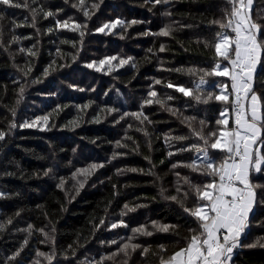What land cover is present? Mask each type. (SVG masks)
I'll return each mask as SVG.
<instances>
[{
  "label": "trees",
  "instance_id": "1",
  "mask_svg": "<svg viewBox=\"0 0 264 264\" xmlns=\"http://www.w3.org/2000/svg\"><path fill=\"white\" fill-rule=\"evenodd\" d=\"M17 2L21 7L0 6V132L6 134L0 141V264H30L38 250L52 254L46 264H160L198 228L184 211L197 203L185 178L197 185L211 179L184 166L200 153L179 149L205 147L194 130L218 131L221 111L232 113L231 104L203 102L209 91L219 94V85L231 93L228 77L205 73L228 63L214 45L223 31L234 34L217 23L227 22L232 6L228 0ZM259 8L264 0H255L253 19ZM49 11L54 15L45 17ZM116 20L124 24L97 31ZM57 21L87 27L71 31ZM168 25L170 35H159ZM110 57L116 59L99 64ZM201 77L207 84L197 90ZM177 87L193 89L201 101ZM254 87L264 104V54ZM40 117L47 123L20 127ZM209 151L217 162L222 158ZM251 179L264 185V173ZM256 191L264 201V187ZM141 227L152 234L133 232ZM124 244L140 247L126 256ZM241 244L231 264H264V203L254 207Z\"/></svg>",
  "mask_w": 264,
  "mask_h": 264
},
{
  "label": "snow or ice",
  "instance_id": "2",
  "mask_svg": "<svg viewBox=\"0 0 264 264\" xmlns=\"http://www.w3.org/2000/svg\"><path fill=\"white\" fill-rule=\"evenodd\" d=\"M84 2L85 0H80V5L83 6ZM161 2L167 3L168 0H155L157 4ZM254 2L255 0H228L232 7L231 12L226 13L227 22H217L221 28L230 29L234 33V36L223 32L218 34V42L214 45L217 56L227 61L230 67L221 68L217 64L205 75L228 77L231 80V93L228 91V85H219V94L213 95L209 91L203 102L207 103L209 100L215 99L225 105L231 104L232 111L235 114L234 127L230 128L228 126V109L225 108L220 113L223 119L216 120V124L222 126L218 131H209L205 134L203 127L200 131L194 130V134L203 140L205 147L192 145L191 148L179 149V151L195 149L200 153L196 160L184 166L211 179L205 184L197 185L192 184L185 178L184 182L189 186L190 191L194 193L197 203L191 208L184 207V211L195 219L198 228L190 229L191 235L185 238V246L174 251L168 259L162 258L160 264H230L234 250L244 247L241 244V237L249 227L250 214L258 203H264V201L257 200L256 191L257 188L264 187V185L254 184L251 179L253 173H264V104H262L261 97L254 87L257 66L261 64L262 54H264V39H262L264 37V24L260 22L264 20V8L256 10V19H253ZM0 6L21 7L17 0H0ZM23 6L27 7L26 4ZM92 7L97 8L98 5L93 4ZM52 15L54 13L51 11L45 13V17ZM84 15L88 17L89 12L85 10ZM165 15H168V13H165ZM3 18V15L0 14V20ZM131 23L135 24L137 21ZM123 24V21L116 20L104 24L97 31L105 32L107 29L110 32L118 25ZM57 27L78 31L82 27L86 28L87 25L75 23L70 25L68 21L63 23L57 21ZM170 30L171 25H168L161 30L159 35L168 36ZM80 35L83 36L84 32L80 31ZM160 51H164L163 46H161ZM29 53L35 55L31 50H29ZM115 59L116 57L105 58L99 64L111 63ZM127 63L128 60L120 61L121 66ZM94 66L95 62L87 65L89 68ZM97 70L99 71L100 68H97ZM47 74L48 71L45 70V75ZM155 83L160 84L161 81L157 80ZM206 84L207 81L201 77L197 90ZM167 87L171 88L174 85L168 84ZM23 91L24 89L21 88V95ZM177 91L183 93L184 96H194L193 89L190 88L177 87ZM149 95L155 97L157 93L153 91ZM194 98L201 101L199 95H195ZM146 103H151V101H146ZM157 103L162 102L158 100ZM133 115L137 114L134 113ZM195 119V117H186L188 121ZM40 120L47 123L48 117H40L32 122L25 121L20 127H35ZM200 124L204 126L205 121L201 120ZM11 127L15 128L16 125L12 124ZM189 127H191V124H189ZM5 135L4 132H0V141L5 139ZM177 139L182 140L184 138L178 137ZM117 143L119 146V142ZM210 149L222 153V158L218 162L210 155ZM171 155L173 153L170 152L169 156ZM98 167H103V165L93 164L91 166L92 169ZM175 167L177 165L173 164V168ZM131 171L136 170L131 169ZM177 190L179 191V189ZM3 195V193H0V197ZM187 196L188 193L186 192L185 197ZM170 198L177 200L175 196ZM179 202L183 206V201ZM125 208H128V205H125ZM100 223L103 224L104 221ZM117 226L114 223L111 228L114 229ZM124 226L126 227V225ZM2 228L3 225H0V229ZM160 230L166 232L169 230V226H163ZM133 232H142L145 235L152 234L145 231L143 227L133 229ZM112 243L117 242L112 241ZM255 246L247 245V247ZM139 247L138 244H124L120 251L127 256L129 255L127 251L129 248L135 251ZM148 251L147 248L143 249V253ZM16 255H19V253H16ZM11 259H15V257ZM48 259L51 260L52 258L48 257ZM125 264H127L126 261Z\"/></svg>",
  "mask_w": 264,
  "mask_h": 264
},
{
  "label": "rangeland",
  "instance_id": "3",
  "mask_svg": "<svg viewBox=\"0 0 264 264\" xmlns=\"http://www.w3.org/2000/svg\"><path fill=\"white\" fill-rule=\"evenodd\" d=\"M223 33L234 36V34H231L227 31H223ZM220 66H221V68L230 67V65L228 63H221ZM229 114L230 113L228 112V116H229ZM228 120H229V117H228ZM43 233H44L45 239H49V237L51 236V234L49 232H47L46 230H43ZM51 256H52V254L50 253V251L38 250L36 255L34 256V258L32 259V261L30 262V264H46L47 261H50L48 259V257H51Z\"/></svg>",
  "mask_w": 264,
  "mask_h": 264
},
{
  "label": "crops",
  "instance_id": "4",
  "mask_svg": "<svg viewBox=\"0 0 264 264\" xmlns=\"http://www.w3.org/2000/svg\"><path fill=\"white\" fill-rule=\"evenodd\" d=\"M231 116H232V114H230L229 115V123L231 122ZM234 116H235V114H234ZM231 127H234V120L232 121V125H231ZM230 127V128H231ZM251 215V214H250ZM247 231V229L245 230V232Z\"/></svg>",
  "mask_w": 264,
  "mask_h": 264
},
{
  "label": "built area",
  "instance_id": "5",
  "mask_svg": "<svg viewBox=\"0 0 264 264\" xmlns=\"http://www.w3.org/2000/svg\"><path fill=\"white\" fill-rule=\"evenodd\" d=\"M237 250H239V248H237V249L234 250L233 255H232V259H233V256L235 255V252H236ZM230 264H231V262H230Z\"/></svg>",
  "mask_w": 264,
  "mask_h": 264
}]
</instances>
